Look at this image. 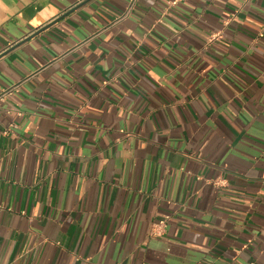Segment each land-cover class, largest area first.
Instances as JSON below:
<instances>
[{
	"label": "crops",
	"instance_id": "crops-1",
	"mask_svg": "<svg viewBox=\"0 0 264 264\" xmlns=\"http://www.w3.org/2000/svg\"><path fill=\"white\" fill-rule=\"evenodd\" d=\"M172 1L0 0V264H264V0Z\"/></svg>",
	"mask_w": 264,
	"mask_h": 264
},
{
	"label": "built area",
	"instance_id": "built-area-1",
	"mask_svg": "<svg viewBox=\"0 0 264 264\" xmlns=\"http://www.w3.org/2000/svg\"><path fill=\"white\" fill-rule=\"evenodd\" d=\"M183 0H173L172 6H176L179 2ZM18 86L11 87L10 89L3 90L0 94V102L4 101L6 98L11 97L16 91ZM163 224V222H161Z\"/></svg>",
	"mask_w": 264,
	"mask_h": 264
}]
</instances>
